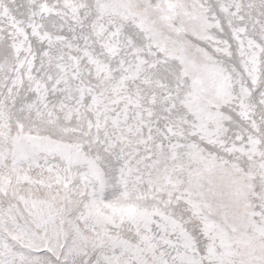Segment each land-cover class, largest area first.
<instances>
[{"label": "snow or ice", "instance_id": "snow-or-ice-1", "mask_svg": "<svg viewBox=\"0 0 264 264\" xmlns=\"http://www.w3.org/2000/svg\"><path fill=\"white\" fill-rule=\"evenodd\" d=\"M0 264H264V0H0Z\"/></svg>", "mask_w": 264, "mask_h": 264}]
</instances>
